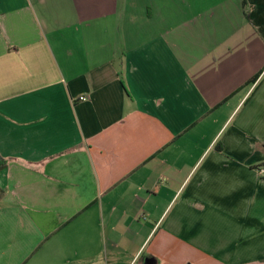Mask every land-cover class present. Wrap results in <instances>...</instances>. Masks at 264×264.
I'll list each match as a JSON object with an SVG mask.
<instances>
[{
    "label": "crops",
    "instance_id": "1",
    "mask_svg": "<svg viewBox=\"0 0 264 264\" xmlns=\"http://www.w3.org/2000/svg\"><path fill=\"white\" fill-rule=\"evenodd\" d=\"M3 161L0 264H264V0H0Z\"/></svg>",
    "mask_w": 264,
    "mask_h": 264
},
{
    "label": "trees",
    "instance_id": "2",
    "mask_svg": "<svg viewBox=\"0 0 264 264\" xmlns=\"http://www.w3.org/2000/svg\"><path fill=\"white\" fill-rule=\"evenodd\" d=\"M260 75H261V74H259L258 76H256V78H254L251 82H249V84H251V83H255V82L257 81V79L260 77ZM5 164H6V162L3 161V163L0 164V166H4Z\"/></svg>",
    "mask_w": 264,
    "mask_h": 264
},
{
    "label": "built area",
    "instance_id": "3",
    "mask_svg": "<svg viewBox=\"0 0 264 264\" xmlns=\"http://www.w3.org/2000/svg\"><path fill=\"white\" fill-rule=\"evenodd\" d=\"M80 99H81V100H86V99H87V97H85V96H82V97H80ZM259 172H260V174H261V175H263V176H264V167H262V168L260 169V171H259Z\"/></svg>",
    "mask_w": 264,
    "mask_h": 264
}]
</instances>
